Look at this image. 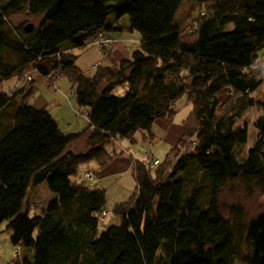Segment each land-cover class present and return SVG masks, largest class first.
Listing matches in <instances>:
<instances>
[{
	"label": "trees",
	"instance_id": "obj_1",
	"mask_svg": "<svg viewBox=\"0 0 264 264\" xmlns=\"http://www.w3.org/2000/svg\"><path fill=\"white\" fill-rule=\"evenodd\" d=\"M185 1L197 13L188 34L176 20ZM22 13L40 18L29 33L11 23ZM111 16L117 30L128 20L139 49L87 77L71 52L113 30ZM261 51L264 0H0V227L7 222L15 248L10 264H264V211L248 220L239 206L227 216L219 207L237 181L264 194V95L253 96L264 82ZM30 68L68 79L85 131L64 134L28 103ZM14 78L29 87L1 91ZM182 99L190 113L177 144L157 166L135 161L133 192L101 220L106 192L76 182L79 169L105 167L115 155L107 146L150 134ZM253 108L262 111L256 141L240 158L248 131L237 124ZM82 138L84 153L67 152ZM44 183L53 198L30 216L29 191ZM109 215L117 224L100 230Z\"/></svg>",
	"mask_w": 264,
	"mask_h": 264
},
{
	"label": "crops",
	"instance_id": "obj_2",
	"mask_svg": "<svg viewBox=\"0 0 264 264\" xmlns=\"http://www.w3.org/2000/svg\"><path fill=\"white\" fill-rule=\"evenodd\" d=\"M114 23V17H109L107 24L109 26L112 25L113 30L104 32L107 38L118 40V44H116L111 50L103 53L95 46H88L87 48L80 50H72L71 53L76 58L75 65L84 73L85 76L91 77L97 67H117L120 62L130 59L132 54L139 49L140 36L135 32L127 31L126 28H128L129 25L128 20L123 18L119 21L123 28H125L123 30L115 29V25H113ZM89 43L91 44V42ZM14 87L21 88L23 85L21 86L19 83L13 82V84L9 86L8 90L10 91L14 89ZM121 89H124L125 91L124 87ZM33 100L36 101V91L29 99L28 103L36 110H46L57 122L59 129L64 134H77L88 128V122L86 120L81 121L72 117L71 112L77 111V107L73 102L68 100L67 96L63 92L55 94L53 101L55 104L58 102V104L55 105L56 107L52 106L54 103L50 105L52 108L54 107V109L50 108L52 111L48 109L49 106H35V104H32ZM184 103L186 107L189 108L185 99ZM177 104L178 103H176L173 107V116L171 118L156 121L153 124L150 134L142 132L135 134L133 144L128 141L130 146H124L122 144V140L115 141L113 145L106 147V151L108 153L115 152V155L105 167H100L97 163L91 162L79 169L78 177L74 180L79 182L78 179H82L85 173H92L94 175V179L84 181V183L82 181L81 182L89 189H104L107 198V208L109 207L111 209L115 204L126 201L131 194L126 193L128 192L126 190L121 192V187H123V182L128 177L133 179L132 184L135 186V181L132 176V167L134 162L143 161L144 157L148 154H151L152 159L162 162L167 153L179 141L182 135V123L188 115L183 119L176 121L175 116L177 115ZM64 117H66V129H61L59 123ZM87 149L88 147L86 145L85 138H82L71 143L67 148V152L79 154L84 153ZM136 151L137 154H135ZM151 152L156 154L158 157H154ZM111 190V196H108ZM124 198L126 199L124 200Z\"/></svg>",
	"mask_w": 264,
	"mask_h": 264
},
{
	"label": "rangeland",
	"instance_id": "obj_3",
	"mask_svg": "<svg viewBox=\"0 0 264 264\" xmlns=\"http://www.w3.org/2000/svg\"><path fill=\"white\" fill-rule=\"evenodd\" d=\"M5 1V0H1ZM194 7L190 4L189 1H185L181 4V7L178 10V13L176 15V20L178 24L183 29L184 34H188L193 30V26H191V23L193 22V18H196L197 13L192 12ZM202 12L201 10H198ZM199 18V17H198ZM40 22L39 17H30L26 15L25 13L15 15L11 18V23L15 26H23L26 27L28 25L31 26H38ZM138 34L137 32H135ZM112 39V38H111ZM113 40V39H112ZM116 40V39H114ZM118 44V42L116 43ZM98 48V47H97ZM101 50V49H100ZM103 52V51H101ZM106 53V52H105ZM264 51L260 52V55H263ZM28 73L31 74V76H34V86L36 89V101L33 100L32 104H35V106L39 105H45L48 107V109H54L52 106H55L58 104V102L55 104L53 101V98H55V94H58V92H63L69 101L73 102L75 104V101L73 99V96L71 95V85L66 77H58L56 79V82H49L43 78L36 77V73L33 69H29ZM33 74V75H32ZM13 82L19 83L21 86L26 84L27 87H29L30 84L25 83V81H19L18 79H12V81L3 84L1 87V91L7 92L9 91V86L13 84ZM122 87H118L114 90V94L123 97L124 96V89H121ZM58 90V92H57ZM264 95V82L262 86L260 87L259 91L256 92L253 96H263ZM54 103V104H53ZM53 104V105H52ZM52 105V106H50ZM37 106V107H39ZM56 107V106H55ZM52 111V110H50ZM190 111L189 108L186 107L184 103V99L178 102L177 104V115L175 116L176 121L183 119L188 115ZM56 113V112H55ZM72 117L76 118L78 120H86L88 122L87 112L86 111H75L71 112ZM83 115V116H81ZM262 115V111L256 108L249 109L246 112L243 113L241 118L238 121L237 125H246L247 126V142L241 148L239 152V157H244L246 152H248L255 144L257 131L253 125L255 120ZM57 117V116H56ZM65 118L63 120H60V128L66 129V122ZM89 123V122H88ZM122 144L124 146H130L129 142L127 140H122ZM153 153V152H151ZM137 154V151L135 152ZM137 156V155H136ZM154 157H158L156 154L153 153ZM151 160L154 161V159L151 158V154H148L144 157V160ZM92 174V173H90ZM93 175V174H92ZM84 176V175H83ZM94 176V175H93ZM94 179V178H93ZM132 178H127L123 182V187H121V192L128 191L126 193H130L135 188L134 184H132ZM81 181L84 183V181H87L85 179H81ZM131 191V192H130ZM112 190L109 192L108 196H111ZM120 192V195H121ZM126 194V195H130ZM52 198L51 193L48 191L46 184H41L35 189H31L28 194V200H27V207L28 210L31 211L32 214L30 216H33V213H39L42 211L47 204L50 202ZM126 198H124L125 200ZM231 205L239 206L243 213L245 214V217L249 220L260 213L264 211V194L259 190V188L254 184H244L241 181L234 182L230 184L226 189H224L220 196H219V207L223 215H228V210ZM109 207L107 208V210ZM110 210V209H109ZM111 224H117V219L115 216L109 215L108 218L104 223H101L100 230L106 229ZM7 222H4L0 227V264H10L14 260V253L15 248L11 244L10 241V233L6 230Z\"/></svg>",
	"mask_w": 264,
	"mask_h": 264
},
{
	"label": "built area",
	"instance_id": "obj_4",
	"mask_svg": "<svg viewBox=\"0 0 264 264\" xmlns=\"http://www.w3.org/2000/svg\"><path fill=\"white\" fill-rule=\"evenodd\" d=\"M117 42L118 40H114V39L112 40L111 38H107L102 33H98L95 39L91 42L90 46L98 47L99 49H101V51H103V53H105L111 50L116 45ZM27 80L30 81L31 80L30 77H28ZM150 164L151 166H157L158 162L154 160V161H150ZM93 178L94 176L90 173H86L83 176V179L85 180H92ZM107 215H108V210L106 209L101 214V220H104Z\"/></svg>",
	"mask_w": 264,
	"mask_h": 264
},
{
	"label": "water",
	"instance_id": "obj_5",
	"mask_svg": "<svg viewBox=\"0 0 264 264\" xmlns=\"http://www.w3.org/2000/svg\"><path fill=\"white\" fill-rule=\"evenodd\" d=\"M31 30H32V26H31V25H28V26H26V27L24 28V31H25L26 33H29Z\"/></svg>",
	"mask_w": 264,
	"mask_h": 264
}]
</instances>
